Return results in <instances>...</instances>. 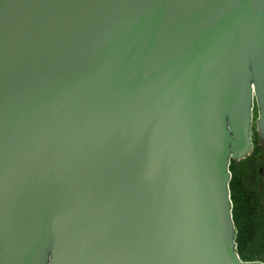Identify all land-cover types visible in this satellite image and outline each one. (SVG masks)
Masks as SVG:
<instances>
[{"label":"water","instance_id":"1","mask_svg":"<svg viewBox=\"0 0 264 264\" xmlns=\"http://www.w3.org/2000/svg\"><path fill=\"white\" fill-rule=\"evenodd\" d=\"M253 128L264 0H0V264H264L229 190Z\"/></svg>","mask_w":264,"mask_h":264},{"label":"trees","instance_id":"2","mask_svg":"<svg viewBox=\"0 0 264 264\" xmlns=\"http://www.w3.org/2000/svg\"><path fill=\"white\" fill-rule=\"evenodd\" d=\"M254 130V129H253ZM254 140L257 142V134L254 133ZM256 149L242 159V173L249 177V168L257 161ZM231 179L229 190L232 201V218L236 228V248L241 260H262L264 261V217L259 209L258 191L256 183L250 185L247 178L242 179L241 186L238 185L236 172L229 167ZM238 185V186H237ZM239 187V188H238Z\"/></svg>","mask_w":264,"mask_h":264},{"label":"flooded vegetation","instance_id":"3","mask_svg":"<svg viewBox=\"0 0 264 264\" xmlns=\"http://www.w3.org/2000/svg\"><path fill=\"white\" fill-rule=\"evenodd\" d=\"M253 137V136H252ZM253 140V145H254V142H255V140H254V137L252 138ZM258 140V139H257ZM259 142V141H258ZM263 143H264V141H263ZM254 151V148H252V151L250 152V154L252 153ZM249 154V155H250ZM247 157V156H246ZM245 157V158H246ZM257 157V161L256 162H254V164H252L251 166H250V168H249V177H246L247 178V180H248V183L250 184V185H252V184H254V183H256V188L257 189H260V187H261V183H259L258 182V180L260 181V179H261V177L262 178H264V176H261L260 177V173H262L261 171H262V167H260V166H257L258 165V156H256ZM244 159V158H243ZM229 167H231V169L232 170H234L235 172H236V175H237V177H238V185H240L241 186V190H242V159H240V160H231L230 161V165H229ZM262 182V181H261Z\"/></svg>","mask_w":264,"mask_h":264},{"label":"rangeland","instance_id":"4","mask_svg":"<svg viewBox=\"0 0 264 264\" xmlns=\"http://www.w3.org/2000/svg\"><path fill=\"white\" fill-rule=\"evenodd\" d=\"M255 117H256V109L254 108L253 109V119ZM253 131H255V129ZM253 137H254V135H253ZM257 139H258V137H257ZM258 141H259V139L257 140V142H254L253 148H254V150L256 149L255 153H256V156H258V165L257 166L262 167L261 168L262 173H260V177H261V176H264V143L260 142V141L258 142ZM242 173H246V172H243V170H242ZM245 177H246L245 174H243L242 179L246 180V179H244ZM258 182L261 183L260 189L256 188V191H258L257 195H258V201H259V209H260L261 214L264 217V178L261 177L260 181L258 180ZM240 194H242V190H241Z\"/></svg>","mask_w":264,"mask_h":264}]
</instances>
